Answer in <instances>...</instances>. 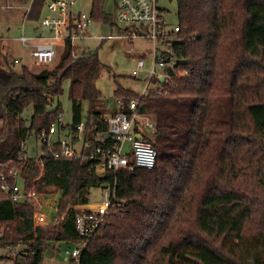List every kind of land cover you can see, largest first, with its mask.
Listing matches in <instances>:
<instances>
[{
    "label": "trees",
    "instance_id": "16d2710c",
    "mask_svg": "<svg viewBox=\"0 0 264 264\" xmlns=\"http://www.w3.org/2000/svg\"><path fill=\"white\" fill-rule=\"evenodd\" d=\"M44 2L33 0L31 18ZM177 2L179 72L163 90L114 92L125 106L138 99L139 112L155 122L156 165L120 170L115 184L92 158L30 157L24 148L58 118L60 102L50 106L65 79L72 122L59 130L85 118L92 144L108 131L106 119L123 109L109 108L96 86L106 68L98 53L66 40L59 62L35 71L0 48V176L11 187L15 169L27 190L61 192L57 222L35 226L33 204L13 201L0 179V250L23 243L35 252L26 264H43L55 243L78 242L76 205L109 184L125 202L110 210L80 264H264V0ZM103 6L93 0L92 17L114 27Z\"/></svg>",
    "mask_w": 264,
    "mask_h": 264
},
{
    "label": "built area",
    "instance_id": "2783aa9c",
    "mask_svg": "<svg viewBox=\"0 0 264 264\" xmlns=\"http://www.w3.org/2000/svg\"><path fill=\"white\" fill-rule=\"evenodd\" d=\"M3 7L11 8L13 6L7 4ZM30 7L27 8V13L30 11ZM112 16L115 23V26L112 27L117 32L98 35L92 31L96 23L95 19L91 13L77 9V0H49L47 13L37 24L39 32L35 35H27L22 32L18 40L29 51L33 63L44 67L51 65L58 58L60 46H63L62 49H64L66 40H70L73 46H76L77 40L90 37L105 40L119 39L132 43L135 38L139 37L149 39L154 43L151 51L153 63L148 71L147 86L142 95L152 90H163V84L171 81L174 74L179 72L176 46L182 42L180 25L173 26L169 23L163 9L159 6V0H115V10ZM102 22L103 25H106L105 21ZM16 62L19 60L17 59ZM145 67V59L139 57L136 68L133 69V75L139 76ZM156 80L161 83H157ZM150 84L153 85L151 88L148 86ZM113 102L123 110L106 119L108 131L99 135L95 144H92L84 136L85 118L75 128L59 130L64 125L62 123L63 113L60 112L50 128L38 136V140L43 145L42 156L49 155L56 159L92 158L98 162L97 171L99 174L104 175L111 172L114 175V184L120 170L132 171L137 167L152 169L156 165L157 151L149 139L155 135V122L139 112L138 99H132L127 106L119 98H115ZM58 132L60 133L56 136ZM137 134H141L143 138L138 139ZM79 141H81L80 150L76 146ZM127 144L129 148H127ZM24 148H26L25 145ZM89 150L91 151L89 152ZM11 177L14 183L10 187L7 177L3 174L0 176L2 188L13 201L28 200L33 204L34 225L55 224L59 219V199L53 196L56 192L27 190L18 181L19 175L16 171L11 173ZM102 191L103 197L99 203L93 204L90 201L75 207V228L79 240L66 243L64 260L67 264H80L83 251L105 223L110 210L120 208L125 202L117 198V190L114 185L107 184V187ZM47 208L54 209L55 214L50 215L45 211ZM57 244L59 243H55L56 248ZM34 255L35 252L31 251L30 247L18 243L7 248V253L3 254L1 264H26Z\"/></svg>",
    "mask_w": 264,
    "mask_h": 264
},
{
    "label": "rangeland",
    "instance_id": "374dc122",
    "mask_svg": "<svg viewBox=\"0 0 264 264\" xmlns=\"http://www.w3.org/2000/svg\"><path fill=\"white\" fill-rule=\"evenodd\" d=\"M6 1V2H5ZM10 1V0H9ZM0 0V48L2 53H7L10 56V60L14 61L19 59V63L16 64L17 67L21 65H27L32 70H39L43 66H38L33 63L31 60L29 51L26 50L18 40V37L22 33V25L26 24L24 21V16H28L27 26H33L34 21H31V7L30 11L27 13V8L29 3L19 2V1H10ZM14 5V9L5 8L4 5ZM18 6L19 8L15 9ZM31 6V1H30ZM93 0H77V9L84 10L89 13L92 11ZM159 6L163 9L169 23L173 26L179 23L178 20V2L177 0H159ZM13 8V7H11ZM115 10V0H104V11L106 14L112 15ZM26 12V13H25ZM30 13V14H29ZM42 15L44 16L47 11L46 9L42 10ZM37 23V22H36ZM99 21H96L95 27L92 29L93 33L98 35H108L110 33H116V29L110 26L109 24L101 25L98 24ZM75 45L84 54L89 53H98L100 60L106 65V68L101 72L100 77L96 81V86L98 90L102 92V97L105 101L108 102V106L113 105L112 101L114 100V92L117 86H122L126 89L132 90L138 95H142L147 86L146 78L149 76V69H151L153 63L152 49L154 47L153 41L146 38H135L134 42H127L119 39H97V38H86L83 40H77ZM63 46H60L58 52V58L49 65L50 67L54 66L59 62L61 56L64 52L62 49ZM143 57L146 62L145 70L137 77L133 75V69L136 68L137 59ZM150 88L152 84L148 85ZM63 92L59 97L55 98L52 102L50 108L54 109L58 102L61 104L62 123L71 124L72 122V110H71V100L69 98V88L70 80L65 79L62 84ZM33 105L29 106L23 113V117L30 121V118L33 114ZM81 141L77 143V148L80 150ZM26 155L30 157H41L43 155V145L42 142L38 140V137L35 135L31 136L25 144ZM127 148L129 145L127 144ZM14 168V167H13ZM16 170H12L11 173ZM17 172V171H16ZM11 175V174H10ZM52 188H49L48 193L54 192ZM55 193L53 196L56 199H59L61 194ZM90 201L93 204H97L102 200V189L100 187H93L90 190ZM77 207L79 205H76ZM49 212L50 215L55 214L54 209H45ZM23 244V243H22ZM67 245L65 243L57 244L56 253L51 254L50 251H47L45 254V260L43 264H67L64 260V251L66 250ZM7 253V249L0 250V254ZM180 264V262H179Z\"/></svg>",
    "mask_w": 264,
    "mask_h": 264
},
{
    "label": "crops",
    "instance_id": "0c3cea01",
    "mask_svg": "<svg viewBox=\"0 0 264 264\" xmlns=\"http://www.w3.org/2000/svg\"><path fill=\"white\" fill-rule=\"evenodd\" d=\"M30 1H31V7H32V2H33V0H29L27 3H29V6H30ZM49 2V0H45V2H44V4H43V6H42V8H41V10H40V13H39V18L38 19H33V18H30L31 19V21H34V24H33V26H27V21L29 20L28 19V16H27V18L26 19H24V21H26V24L25 23H23V25H22V32H24V33H26L27 35H35V34H37L38 32H39V30L37 29V24H38V21L43 17V15H42V10L43 9H46V11H47V3ZM13 6V8H10V9H14V5H12ZM28 6V7H29ZM17 8H19L18 6H16L15 7V9H17ZM103 10H104V6H103ZM26 13V12H25ZM104 13H105V11H104ZM30 14V13H29ZM106 14V13H105ZM106 15H108V14H106ZM110 15V14H109ZM24 18H25V16H24ZM96 21V20H95ZM102 21H104V20H102ZM102 21H99V22H102ZM37 22V23H36ZM105 23L106 24H109L107 21H105ZM98 24H103V22L102 23H98ZM95 25H96V23H95ZM95 25H94V27H95ZM93 27V28H94ZM17 60V59H16ZM19 60V59H18ZM19 62H20V60H19ZM113 105H110V106H108L109 108H113L116 104H115V102H113L112 103ZM59 133L60 132H58L57 133V135L56 136H58L59 135ZM102 190H103V187H100ZM53 190H55V189H53ZM59 193L58 191H54V193ZM103 192V191H102ZM91 198V197H90Z\"/></svg>",
    "mask_w": 264,
    "mask_h": 264
},
{
    "label": "water",
    "instance_id": "95a60500",
    "mask_svg": "<svg viewBox=\"0 0 264 264\" xmlns=\"http://www.w3.org/2000/svg\"><path fill=\"white\" fill-rule=\"evenodd\" d=\"M136 137H137L138 139H142V138H143L141 134H137ZM102 187H103V188H106V187H107V184H103Z\"/></svg>",
    "mask_w": 264,
    "mask_h": 264
}]
</instances>
